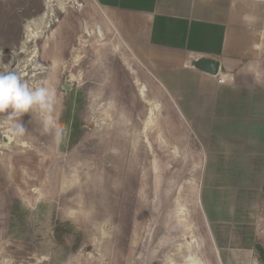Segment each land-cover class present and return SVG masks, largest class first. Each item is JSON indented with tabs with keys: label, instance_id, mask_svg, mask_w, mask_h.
Masks as SVG:
<instances>
[{
	"label": "rangeland",
	"instance_id": "obj_1",
	"mask_svg": "<svg viewBox=\"0 0 264 264\" xmlns=\"http://www.w3.org/2000/svg\"><path fill=\"white\" fill-rule=\"evenodd\" d=\"M5 67L57 99L47 130L35 111L22 137L0 127V264H148L162 236L172 263L189 241L187 264H214L199 154L162 127L158 90L92 0H0Z\"/></svg>",
	"mask_w": 264,
	"mask_h": 264
},
{
	"label": "crops",
	"instance_id": "obj_2",
	"mask_svg": "<svg viewBox=\"0 0 264 264\" xmlns=\"http://www.w3.org/2000/svg\"><path fill=\"white\" fill-rule=\"evenodd\" d=\"M92 2L158 90L162 127L174 128L199 154L197 197L211 260L258 264L255 245L264 248L258 239L264 191V0ZM198 58L217 60L218 72L195 68ZM158 119L157 113L152 124ZM154 242L148 264H187L191 254L183 256L181 248L191 242L178 243L175 263L164 252V237Z\"/></svg>",
	"mask_w": 264,
	"mask_h": 264
},
{
	"label": "clouds",
	"instance_id": "obj_3",
	"mask_svg": "<svg viewBox=\"0 0 264 264\" xmlns=\"http://www.w3.org/2000/svg\"><path fill=\"white\" fill-rule=\"evenodd\" d=\"M56 88L48 78L26 81L14 71L0 70V127L12 137H22L27 130L20 118L37 112L45 130L54 123Z\"/></svg>",
	"mask_w": 264,
	"mask_h": 264
},
{
	"label": "water",
	"instance_id": "obj_4",
	"mask_svg": "<svg viewBox=\"0 0 264 264\" xmlns=\"http://www.w3.org/2000/svg\"><path fill=\"white\" fill-rule=\"evenodd\" d=\"M193 65L195 68L208 72L210 74H216L219 70V62L217 60L209 58H198L194 61ZM61 87L64 90H69L71 88V85L64 82L62 83ZM9 140V136L3 135L2 141L4 143H8Z\"/></svg>",
	"mask_w": 264,
	"mask_h": 264
},
{
	"label": "trees",
	"instance_id": "obj_5",
	"mask_svg": "<svg viewBox=\"0 0 264 264\" xmlns=\"http://www.w3.org/2000/svg\"><path fill=\"white\" fill-rule=\"evenodd\" d=\"M39 12L40 10L36 11L35 13H39ZM255 248L257 250L258 262L260 264H264V248L258 243L255 245Z\"/></svg>",
	"mask_w": 264,
	"mask_h": 264
},
{
	"label": "bare ground",
	"instance_id": "obj_6",
	"mask_svg": "<svg viewBox=\"0 0 264 264\" xmlns=\"http://www.w3.org/2000/svg\"><path fill=\"white\" fill-rule=\"evenodd\" d=\"M43 17H44V15L41 16V18H43ZM195 262H196V261H195Z\"/></svg>",
	"mask_w": 264,
	"mask_h": 264
}]
</instances>
